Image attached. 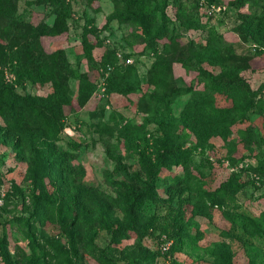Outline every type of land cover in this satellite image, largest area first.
Here are the masks:
<instances>
[{
    "label": "rangeland",
    "instance_id": "1",
    "mask_svg": "<svg viewBox=\"0 0 264 264\" xmlns=\"http://www.w3.org/2000/svg\"><path fill=\"white\" fill-rule=\"evenodd\" d=\"M132 1H4L0 14V248L8 249L10 262L0 253V264H108L109 259L116 264H221L220 252L230 256L233 264H264V114L257 110L236 123L228 137L204 141L185 128L191 161L164 169L156 182L160 199L151 202L135 222L126 209L131 196L148 189L141 152H149L150 140L161 134L158 121L170 115L179 119L205 90L192 51L207 44L209 33L188 29L182 21L199 17L213 27L224 44L222 52L241 66L251 90H263L264 98V27L252 33L241 17L251 19L257 14L259 18L264 11L257 0H168L165 16L158 13L157 26L168 22L170 32L157 38L153 49L145 50L144 64L136 75L124 74L110 89L100 88V74L89 65L83 39L97 44L98 36L110 30L123 49L143 50L146 43L136 36L142 34L137 22L131 16L123 23L119 19V15L137 13ZM200 2L215 6V15L206 16ZM61 9L68 14L67 30L38 38L45 25H55ZM175 35L179 37L172 40ZM33 45L36 50L25 53ZM103 50L96 46L94 56L99 59ZM57 51L64 55L56 62V72L67 83L70 99L53 79L32 83L18 77L23 65L42 64ZM159 55L167 63L169 83L157 89L148 69ZM202 67L220 71L208 63ZM72 70L87 72L91 89L81 90ZM121 79L125 83L118 88ZM7 90L34 99L48 121L57 124V131H48L30 105L13 107ZM216 99V106H233V100L225 96L216 95ZM239 129L246 131L245 137L238 134ZM233 174L245 184L233 198L214 203L202 196L203 188L214 189ZM71 199L84 211L74 227V246L67 242L60 222L64 212L72 215ZM148 218H153L154 225L140 231V220ZM177 229L185 235L169 253ZM63 246L71 261L62 257ZM152 255L150 262L144 261Z\"/></svg>",
    "mask_w": 264,
    "mask_h": 264
},
{
    "label": "trees",
    "instance_id": "2",
    "mask_svg": "<svg viewBox=\"0 0 264 264\" xmlns=\"http://www.w3.org/2000/svg\"><path fill=\"white\" fill-rule=\"evenodd\" d=\"M4 1L0 0V14L4 12ZM96 0H90L91 3ZM168 0H133L131 4L135 7L137 13L133 14H123L119 15L120 22L123 23L126 20L134 19L139 29H142V34H137L136 36L142 37V43H146L143 50L136 51L134 49L128 51L123 49L120 45L115 43H106L105 39L100 34L98 37L97 44H91L86 37L83 39V49L85 56L92 68L98 70L100 68H107L112 66V71L106 80V85L110 89V85L114 83L120 76L124 74L136 75L139 70V65L144 64L141 56L144 54L145 50L153 49L157 38H161L170 32L171 28L168 22H163L161 25L157 26L158 13L162 12L165 16V10L167 8ZM255 1V0H248ZM260 4L262 11H264V0H257ZM200 8L202 12L211 18L205 7L209 9L210 6L204 5L202 2ZM203 4V5H202ZM63 12V13H62ZM264 13V12H261ZM59 18L54 26H44L39 35H56L67 30L66 18L67 12L61 9ZM242 19L247 20V28L252 33L259 32L264 27V16L249 19L248 16L241 14ZM182 25L186 26L188 29H203L207 30L209 33L208 42L204 47L195 48L192 51V57L195 58L199 64L200 70V81L205 84V90L202 91L201 98L194 104L188 105L184 108L179 119L173 117V115L162 117L158 123L161 127V134L153 137L150 140L151 150L146 152L142 150L141 157L142 163L145 166L147 174V191L140 193L135 196H131L126 204V209L128 214H130L133 222L136 218L144 213V209L151 204L153 201H158L159 195L156 191V182L160 178L161 173L169 166L174 165H187L190 162L191 153L189 148H185V143L189 136V132L184 129L187 128L189 131L196 133L204 141L208 140L212 136H223L228 137L233 133V126L240 121H243L249 113L252 111H259L264 114V98L263 90H251L249 84L245 78L241 75V66L236 63V61L229 55L222 52L225 48L221 38L216 34V30L209 26L206 22L198 18H187L182 21ZM172 30H175L174 28ZM112 36V31L109 30ZM179 35L173 36L172 40ZM133 45V44H132ZM39 46V45H38ZM96 46L102 47L103 54L97 59L93 50ZM37 47L30 46L26 48L25 53L31 54L32 50H36ZM118 50H122L124 57L128 56L134 57V63L127 64L118 57ZM63 51H57L47 58L42 64L37 66L28 65L24 69L18 72V77L20 81H31L32 83H44L50 79L55 81L56 86L63 92V95L67 98H71V94L67 83L62 82V77L56 72V62L60 60L63 56ZM52 63V65H50ZM203 63H208L212 66L220 67L218 73L213 72L208 68L202 67ZM148 72L152 74V84L158 89L163 88L168 85V66L165 59L161 58L159 55L156 57L155 61L152 63ZM72 77L79 80L81 85V90L91 89L92 83L89 81V74L87 72H79L78 70H72ZM123 79L119 80L118 88L124 86ZM1 84V83H0ZM117 85V84H116ZM96 89V87H95ZM6 98L8 102L15 107L17 106H29L30 110L35 113L43 122V125L50 132L57 131V124H53L48 121V119L42 114V110L37 106V102L34 99L26 98L15 94L13 91H6ZM216 95L225 96L228 100H233L232 107H219L216 106ZM242 116V117H241ZM109 125L108 123H106ZM132 124L126 125L130 127ZM238 134L245 137L246 131L239 129ZM74 146H79L77 142L73 143ZM245 186L237 175H231L226 181L222 182L218 187L214 189L203 188L202 196L208 198L212 202L225 201L233 198L241 189ZM69 205L71 206L72 215L69 217L67 212L60 215V222L63 225V231L66 235V240L72 246L75 243V225L78 221L79 216H82L83 210L79 208L78 202L75 199L69 200ZM45 209V206H42ZM70 209V210H71ZM136 217V218H135ZM142 226H138L140 231L146 232L149 226L154 225L153 218H148ZM131 222V226L135 227V224ZM125 230V229H124ZM129 230V228H128ZM127 230V231H128ZM176 239L173 243V247L169 250L171 253L174 249H177L180 240L184 237V232L181 229H177ZM4 244V243H3ZM0 253L2 259L5 262H10V254L8 249L3 246L0 248ZM62 257L71 261L70 252L68 249L61 251ZM60 254V255H61ZM155 255L147 256L144 261H151ZM221 264H233L232 259L225 252L219 253ZM65 262L62 261V264ZM108 264H116L115 261L112 262L111 259L108 260ZM138 264H141L139 262Z\"/></svg>",
    "mask_w": 264,
    "mask_h": 264
},
{
    "label": "built area",
    "instance_id": "3",
    "mask_svg": "<svg viewBox=\"0 0 264 264\" xmlns=\"http://www.w3.org/2000/svg\"><path fill=\"white\" fill-rule=\"evenodd\" d=\"M207 12L209 15L215 14V12H216L215 6H212L211 8H209ZM102 37L105 39L106 43H112L114 41L111 34L109 33V31H105L103 33ZM117 55L121 59V61H123L127 64H132L135 61L134 57H132V56H128L127 58H125L122 50H118ZM111 71H112V66H108L107 68H100L99 69V74H100L99 75V85H100V88L106 86V80H107L108 76L110 75ZM240 166L242 167L243 163H241ZM168 249H169V246H167L166 250H168Z\"/></svg>",
    "mask_w": 264,
    "mask_h": 264
}]
</instances>
